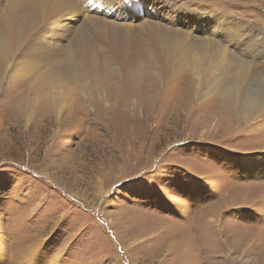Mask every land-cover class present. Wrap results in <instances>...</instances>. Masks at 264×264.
Segmentation results:
<instances>
[{"label":"rangeland","instance_id":"374dc122","mask_svg":"<svg viewBox=\"0 0 264 264\" xmlns=\"http://www.w3.org/2000/svg\"><path fill=\"white\" fill-rule=\"evenodd\" d=\"M174 1L264 28V0ZM164 70L113 69L98 105L0 82V264H264V178L244 172L264 132L189 67Z\"/></svg>","mask_w":264,"mask_h":264},{"label":"bare ground","instance_id":"6f19581e","mask_svg":"<svg viewBox=\"0 0 264 264\" xmlns=\"http://www.w3.org/2000/svg\"><path fill=\"white\" fill-rule=\"evenodd\" d=\"M81 1L0 0V82L30 78L27 95L34 105L50 103L53 93L63 103L82 92L98 105L104 95L98 84L115 68L124 75L187 66L202 95L223 93L229 110L234 105L248 125L264 132V79L253 67L254 61L264 65L262 26L233 18L216 3L191 10L174 0ZM68 16L83 20L74 34L62 30L70 27ZM51 25L60 30L59 43L49 39ZM115 37L125 45L111 42ZM51 55L56 59L50 64ZM244 162V172L264 178V150Z\"/></svg>","mask_w":264,"mask_h":264}]
</instances>
